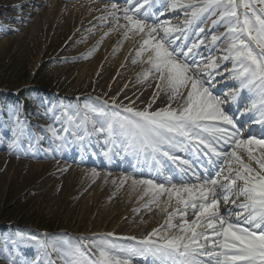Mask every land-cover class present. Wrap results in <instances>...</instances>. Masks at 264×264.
Returning a JSON list of instances; mask_svg holds the SVG:
<instances>
[{"label": "snow or ice", "instance_id": "snow-or-ice-1", "mask_svg": "<svg viewBox=\"0 0 264 264\" xmlns=\"http://www.w3.org/2000/svg\"><path fill=\"white\" fill-rule=\"evenodd\" d=\"M126 3L129 5L123 8L126 23L118 27L125 30V39L129 33L141 36L136 56L147 54L143 62L150 66L142 74L143 78L154 75L156 88L169 94V101L183 97V103L179 108L169 103L155 111L124 107L111 112L85 105L84 122L92 123L93 129L100 133L105 127H96L91 117H105L110 142L115 143L111 138L116 135L123 136L125 152L130 151L138 160L142 157L145 163L158 166L160 171L164 167L163 158L176 165L181 173L179 180L171 175L159 183L153 179L123 178L124 181L131 179L134 188L143 186L144 196H150L151 203L157 207H161V200L166 196L161 209L167 213L166 219L160 228L137 241L135 247H120L106 237L87 242L70 239L54 242L47 236L42 240L28 237L36 241L41 252L36 259L24 260L22 264H55L52 253L63 260V264H133L135 257H151L153 264H264V131L259 138L251 132L243 135V128L238 127L235 117L227 114L223 107L227 100L210 90L214 73H207L208 81L199 78V72L192 74L194 69L186 58L198 43L194 42L186 51L180 50L173 47L177 37L170 35L185 32V27L149 24L144 18L147 11L140 13L151 5V0L135 4L134 0H126ZM168 7L192 9L190 18L185 21L188 26L204 13L219 14L213 24L226 25L224 39L229 42L226 55L221 59L233 62L231 78L239 81L240 89L253 93L255 99L247 111L259 112L260 118L255 122L264 126V0H202L199 6L172 0ZM111 8L120 10L115 3ZM114 18L117 22L120 19L115 15ZM217 39L212 37L213 42ZM206 67L214 70L216 61H210ZM184 90H187L186 95ZM238 94L239 90L231 99L235 101ZM65 116L69 125L75 124L74 115L66 112ZM47 131L55 140H63L51 126ZM72 134L79 141L85 139L75 131ZM217 145L228 147L221 150ZM178 152L188 153L197 160L202 153L208 157V164L217 166L218 170L212 175L206 168L202 174L189 160L176 155ZM252 163L257 167L253 168ZM93 175L98 173L93 170ZM233 196L237 200L243 198L244 202L236 204L231 199ZM230 201L233 209L239 211L225 209L222 213L221 202L227 205ZM189 211L195 216L191 222L187 219ZM177 216L178 224L174 223Z\"/></svg>", "mask_w": 264, "mask_h": 264}, {"label": "rangeland", "instance_id": "rangeland-1", "mask_svg": "<svg viewBox=\"0 0 264 264\" xmlns=\"http://www.w3.org/2000/svg\"><path fill=\"white\" fill-rule=\"evenodd\" d=\"M106 1L109 3L117 2L124 8L129 6L126 0ZM138 2L141 0H134V4ZM171 2L172 0H151V5L141 9L140 15L147 11V16L144 18L149 24L159 23L185 27L186 31L183 33L174 32L170 34L177 37L173 47L186 51L194 42L198 43L199 46L186 58V62L194 69L192 74L199 72V78L208 81L207 73L213 72L210 90L214 95L226 99L228 102L226 90L236 87L238 84H236V80L231 78L230 70L233 67V62L221 59L226 55L225 49L229 43L227 39H224V34L227 31L226 25L223 22L213 24V21L218 18V13L216 16H209L208 13H204L198 21L188 26L185 21L190 18L192 9L182 7L173 9L168 7ZM186 2L199 6L202 0H177L178 4H186ZM0 10L4 9L0 8ZM24 11L28 12L27 10ZM25 15L21 16L25 17ZM50 18L48 21L45 20V23L54 25L53 17ZM2 19L4 17L0 15V20ZM38 19L36 16L33 18L34 21L28 25L33 29L32 33L29 32L28 27H25L19 36L9 38L1 45L0 108H9L10 110L5 116L0 115V121L8 125L6 132L0 133V264H22L24 260L36 259L41 250L36 241L27 239L32 236H35L37 240H42L45 236L51 237L54 242L64 239H70L73 242L82 240L87 242L106 237L116 243L118 242L116 237H109V233L115 234L116 231L118 235H123L126 230V233L131 232L133 234L128 225L134 220L133 217L121 213L120 216L112 218L109 223L105 222L104 215L107 214L105 211L110 208L115 209L114 205L111 204L112 202L110 203V200H106L102 201L101 208L95 206L98 201L101 203V198H95L97 202L94 203V196L89 191L81 192L85 193V196L79 194L78 197L82 199L80 203L69 201L70 197L79 191L77 188L51 196L49 200L43 198L42 194L46 189L44 183L49 175V170L45 168L42 158L32 159L25 156V152H32V150L46 152L50 148L59 146L64 149L65 144L73 146L71 149L73 153L83 152L84 149L81 147L89 153L92 150L93 152H100V149L103 148V142L108 139L107 149L110 152L114 143L110 142L106 130V118L91 117L96 122V127L101 125L105 127V131L97 133L93 129L92 123L85 124L84 122L85 105L109 112L119 111L115 102L129 81L142 82L145 80L144 82L149 81L150 85L148 91H146V87L139 88L136 92L131 91L130 100L128 103L122 104V108L130 107V103L142 102L136 100L133 94L140 95L142 93L144 106H148L153 97L157 98L163 92L156 88L157 81L154 75L149 76L148 79L143 78L142 74L146 71L147 66V63L143 61L147 59V54L142 57L136 56V52L140 48L138 38L128 36L127 40L109 46L112 51L107 55L106 61L113 62L128 53L133 54L134 59L137 60L131 69L118 68L119 71L132 72V74H129L122 81V85L117 90L119 95L115 97L116 101H114L113 97L105 96L98 87L101 84L107 89L114 86V79L118 72L108 73L106 68L99 70V67L102 68L104 65L102 61H96L100 50L90 51V44L95 37L85 41L79 30L63 35L53 26H51L52 32L47 30L46 33H40L37 32ZM41 24L43 25V23ZM103 27L107 28L106 26ZM200 28H203L204 31L200 32ZM159 35H163V33ZM213 36L218 37L216 42L212 41ZM200 41L203 43H199ZM116 46L119 50L114 52ZM87 51L90 53L86 54ZM84 54H86L85 57H83ZM181 59L185 58L181 57ZM93 60L95 61L93 62ZM212 60H215L217 64L214 70L206 67ZM196 65H199V68H196ZM85 66H87L85 72L87 77L81 82V88L70 89L68 86L74 80L75 75H79ZM226 68L228 73H222ZM224 79H229L228 85H225L226 82L222 85ZM218 88L220 89L216 90ZM119 102L122 103L123 101L120 100ZM66 112L74 115L75 124H68ZM49 126L56 129L63 140H55L47 131ZM73 131L84 135L85 139L81 143L76 142L75 139L77 138L72 134ZM244 131L245 129H243V133ZM88 133H92L94 137L100 140L99 145H96L94 149H90ZM10 145L14 146L10 147ZM176 155L181 159H186L182 152H178ZM6 161L12 163L8 164ZM28 164H33L32 169L28 168ZM163 164L164 167L161 172H164L166 166L173 170L177 168L170 160L166 162L163 159ZM38 165L40 168L36 167ZM254 165L255 163H252L251 166L254 168ZM155 168L158 169V166L155 165ZM29 174L31 180L28 179ZM59 174L60 172H53L50 186L57 183ZM61 185L64 186L63 183ZM124 191L121 192V195ZM130 191L128 189V192ZM90 204H92L93 212L87 213L89 211L87 207ZM221 204L224 203L221 202ZM154 206L155 204H152L149 214L155 211ZM122 208L123 206L121 210ZM221 212L223 213L224 209ZM188 220L191 222L193 218H188ZM121 222L125 223L124 229H116L117 224ZM179 222L180 219L174 221L177 224ZM126 223L128 224L126 225ZM148 223L150 224V221ZM18 233L25 239L21 240L17 235ZM145 236L147 234L139 235L137 239L142 240ZM51 258L55 264H63V260L57 257L55 253L51 254ZM201 259L206 260L207 258L202 257ZM143 261L153 262L151 257H147ZM133 264L141 263L133 260Z\"/></svg>", "mask_w": 264, "mask_h": 264}, {"label": "bare ground", "instance_id": "bare-ground-1", "mask_svg": "<svg viewBox=\"0 0 264 264\" xmlns=\"http://www.w3.org/2000/svg\"><path fill=\"white\" fill-rule=\"evenodd\" d=\"M113 3L118 5V8L120 9L119 11H116L111 8V5ZM0 8L4 9L0 10V15L4 17V19L0 20V54L2 52L1 45H3L4 42H6L9 38L19 36L20 33L24 31L25 27H28L30 33L33 32L31 26L28 25L30 22L34 21L33 18H35L36 16H38L39 18L37 22V32L46 33L47 30L52 32L51 26H53L55 30L63 33V35H68L71 32H74L75 30L76 32L79 30V32L82 33L83 39L85 41H88L90 38L95 37V39H93V42H91L90 44V51L95 49L100 50L99 55L96 57V61H102L104 65L102 66V68L99 67V70H105L106 68V70H108V73L110 72L114 74L115 72H118L117 77H115L114 79V86L109 87V89H107V87H103L101 84L98 88L105 96H111L113 97V100L116 101L115 97L119 95V92H117L119 86L122 85V81H124L129 74H132V72L126 73L123 71H119L118 68L131 69L135 65V63H133V60H135V56L129 53L127 55L124 54L125 56L123 55L121 58L116 59L113 62L106 61L107 55L112 51L109 49V46L116 45V42H123L124 40H127L124 36L125 30L118 27V24L126 23L123 20V6H121L117 2L109 3L106 0H0ZM24 10H27L28 12ZM68 12L70 13L68 14ZM21 15H25V17ZM114 15L120 17L118 22L114 18ZM50 17H53L54 25H49L45 23V20L48 21V19H51ZM40 19L42 20L41 23H43V25L40 23ZM103 26H106L107 28H104ZM128 36H134V38H138L141 44V36L134 35L132 33H129ZM118 50L119 48L118 46H116L114 52H117ZM90 51H87L86 54H89ZM86 54H84L83 57H85ZM94 61L95 60H93V62ZM86 67L87 66L84 67V69L80 72L79 75H75L74 73L75 78L72 83L68 86L70 87V89L76 90L78 88H81V82H83L87 77V75L85 74ZM149 67L150 66L147 64L145 70L149 69ZM222 73H228L227 68L225 69V71L223 70ZM144 81H129L127 86H125L124 91L118 96L117 101L115 102L116 108L120 110L122 109V104H125L126 102L128 103V101L130 100L129 96L131 95V91L136 92L139 88L142 87H146V91H148L147 89H149L150 82ZM228 81L229 79H224L222 85H224L225 82V85H228ZM234 81L232 80V82ZM219 89L220 88L216 90ZM238 90L239 87H232L231 89L226 90V96L230 98L229 106H231L235 102L231 99V96ZM186 91L187 90H184L185 95ZM143 93L145 92L143 91ZM133 95L134 97H136V100L142 101L136 104L130 103V107L135 110L148 109L149 111H155L160 108L166 107L169 103H171L173 108H179L180 105L183 103V97H179L176 100L169 101V94L163 91L159 95V97H153V99L149 103V105H151V107L149 108V105L144 106L145 102L143 101L144 98L142 93L140 95ZM119 99L124 103H120ZM226 105L228 106V104L223 105L224 109L226 110V113L235 116V108H231L229 106L227 107ZM249 105L250 104L248 103L244 105V110L241 114V116H243L240 118V120L236 121L238 126L241 125V123L243 124L244 120L251 116L250 112L247 111ZM9 110V108H0V115L5 116ZM248 125L249 127L243 133V135L245 136H247L251 132L259 138L261 132L264 131V127L257 128V124H255V121L248 123ZM7 128L8 125H5L3 121H0V133L3 134L4 132H6ZM114 138L116 142L112 146V148L118 153V149L120 148L121 143L124 146V138L120 135H116ZM88 139V143L91 147L90 149H94L96 145H99L100 140H98L97 137H94L92 133H88ZM75 140L78 143L82 142L77 139ZM108 143L109 140L103 142V148L100 149V155H96L94 158L91 159L77 157L76 154L73 153V151L71 150L73 146H70L69 144H65L64 149L63 147L59 146L50 148L46 152H40L37 150H32V152L26 151L25 156L30 157L32 159L42 158L44 161L45 168H48L49 170V175L46 179V182L44 183L46 189L42 194L43 198L49 200L51 196L57 195L61 192H67L69 190H72V188H77L79 189V191H77L73 197H70L69 201L80 203L82 202V199L78 197L79 194L82 191H89L90 194L94 196L93 199L97 197L101 198V203H99V201L97 202L96 199L94 200V203L97 202V205L95 204V206L99 208L102 207V201L110 200V203L112 202L111 204L114 205L113 207H115V209L110 208L109 210L107 209L108 211H105L107 213L104 215L105 222L109 223L112 218L120 216L121 213L126 216L133 217L134 220H132V223H126V225H129V229L133 231V234H131V232L126 233V230L124 231L123 235H118V232L116 231L115 234L113 232L111 234L112 236L116 237V241H118L116 242V244L120 247H135L138 246L137 241H140L139 239H137L139 235L141 236L142 234H148L152 232L153 229L160 228L161 225L164 223L167 213L163 212L161 209L163 207L164 201L167 200V197L165 196L162 198L161 207H157L155 205V211L149 214L152 208L151 197L144 196V187L139 186L134 188L131 179L124 181L123 178L125 176H128L134 179H153L159 183L164 182L165 177L167 175L174 176L176 180H179L181 174L175 175L169 168L164 169L165 173L163 175L162 173L154 172L151 169L145 172L137 166L138 162H140L139 160L144 162L142 157L138 160L137 157H135L130 151L122 152V156H118L119 154H115L117 157H119V159L126 161L121 162L120 160H118V163L123 165H117L115 164V162H109L107 165V163L105 164L103 160L105 155L110 157V152L107 149ZM227 147L228 146L223 145L220 146V149L223 150ZM81 148L85 151V148ZM184 157H190V155L184 152ZM243 158L246 162V155ZM136 160L138 162H136ZM6 163L11 164L12 162L6 161ZM32 165L33 164H28V168L32 169ZM101 165H105L106 168H109L107 170L108 172L104 170L105 168L102 169ZM146 165H148L149 167L151 163H146ZM39 166L40 165L36 167L40 168ZM256 167L257 166L254 165V168ZM204 168H206V166H204ZM204 168H200L201 172L205 171ZM110 169L113 170L110 171ZM93 170H95L98 175L94 176ZM217 170V166L211 165L209 169V174L216 172ZM54 171L60 172V174L57 177V183L53 186H50V180ZM28 179L31 180L30 174L28 176ZM61 183H63L64 186L61 185ZM128 189L131 191L128 192ZM123 190L125 191L121 195V192ZM81 194H83L84 196L86 195L85 193ZM142 196L143 199H141ZM231 199L237 201V204L244 202L243 198L237 200L235 196H233ZM63 201H65L64 198ZM145 205L148 206L146 207ZM118 206H120V208H118ZM122 206L123 208L121 210ZM173 206H175L174 201ZM220 208L221 210L224 209L225 211V209H233V205L230 201L227 205L221 204ZM87 210H89L87 213H91V211L93 210L92 204L87 207ZM233 210L237 211L239 209L236 208ZM168 211L171 212L172 208H169ZM188 218L195 219V216L192 214L191 211L188 212L187 219ZM179 219L180 218L177 216L174 221ZM232 219L235 220L236 217H232ZM149 221L150 224L148 223ZM124 224L125 223L122 222L118 223L116 229H124ZM175 231H178V229ZM132 237H134L135 239H131ZM144 259L145 258L143 257H135L133 260L140 261L141 264H153V262H144Z\"/></svg>", "mask_w": 264, "mask_h": 264}]
</instances>
